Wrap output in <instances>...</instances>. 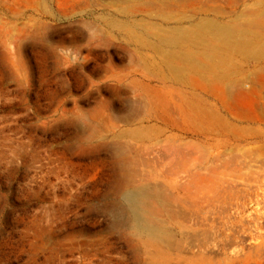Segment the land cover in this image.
<instances>
[{
    "label": "rangeland",
    "instance_id": "374dc122",
    "mask_svg": "<svg viewBox=\"0 0 264 264\" xmlns=\"http://www.w3.org/2000/svg\"><path fill=\"white\" fill-rule=\"evenodd\" d=\"M174 2L0 0V264H264V69L188 86L105 22H229L264 0Z\"/></svg>",
    "mask_w": 264,
    "mask_h": 264
},
{
    "label": "bare ground",
    "instance_id": "6f19581e",
    "mask_svg": "<svg viewBox=\"0 0 264 264\" xmlns=\"http://www.w3.org/2000/svg\"><path fill=\"white\" fill-rule=\"evenodd\" d=\"M189 1L191 0H176L174 5L178 11H185ZM228 1L231 7H240L238 0ZM142 5L149 7L150 3ZM139 6L136 2L130 7L119 8L117 13L133 18L134 13L139 11ZM251 15L250 18L237 17L229 22L201 18L186 27L170 28L157 27L148 20L110 18L105 22L108 27L122 31L131 46L144 47L156 52L160 62L173 75L183 82L187 79L185 84L188 86L190 85L188 75L193 73L199 76L198 80L202 85L214 84L224 93L229 81L245 74L238 72L245 62L264 69V37L252 30V27L264 28V4H259L257 11ZM95 38V35H91V40ZM131 52L132 58L136 59L138 54L133 50ZM262 192V196L256 195L257 202L264 198V190ZM148 197L149 193L145 190L140 203L144 209L146 222L153 225V212L147 207ZM149 229L154 241L168 240L165 231L152 226H149ZM260 244L264 246V241H260Z\"/></svg>",
    "mask_w": 264,
    "mask_h": 264
}]
</instances>
